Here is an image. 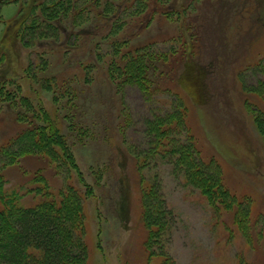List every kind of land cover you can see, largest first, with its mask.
<instances>
[{
  "label": "rangeland",
  "instance_id": "rangeland-1",
  "mask_svg": "<svg viewBox=\"0 0 264 264\" xmlns=\"http://www.w3.org/2000/svg\"><path fill=\"white\" fill-rule=\"evenodd\" d=\"M50 2L0 0V50L11 48L0 53V146L43 126L44 109L72 161L52 157L53 137L14 145L0 209L13 191L31 205L45 186L52 200L69 186L85 264H264V138L251 105L264 98V0H80L81 14H53L57 32L40 12ZM35 18L26 46L16 28ZM113 40L143 49L147 90L110 79ZM148 211L166 226L150 242Z\"/></svg>",
  "mask_w": 264,
  "mask_h": 264
},
{
  "label": "trees",
  "instance_id": "trees-1",
  "mask_svg": "<svg viewBox=\"0 0 264 264\" xmlns=\"http://www.w3.org/2000/svg\"><path fill=\"white\" fill-rule=\"evenodd\" d=\"M79 1L80 0H51L49 5H42L40 7V12L47 13L46 11H49L47 15H50L49 18L46 19L49 22L47 27L54 32L58 31V26L55 22H52V20L56 19L53 18V14L56 15V13L61 11L68 14L72 9L74 13L75 11H80L78 14H81L84 9L78 8L80 4ZM81 1L83 2V0ZM56 21L58 22V20ZM38 22L37 18L33 19L32 23L28 26H24L27 28L26 31L24 30L21 32L19 30L21 25L16 28L18 33L17 36H19L20 33L22 35L24 32L27 37H29L30 44L26 46H30L34 43L33 40L35 39V36L33 33H36V30L38 29V24H36ZM113 27L114 28H112L113 31L111 34H115L120 31V27H116V25H113ZM74 35L75 37L81 36L78 34ZM7 36L8 34H6L3 39H0V46L4 43V41H6L5 38ZM45 36L46 35H43L37 38L43 39ZM47 36L49 35L47 34ZM69 39H72V37L69 36ZM34 41H36V39ZM109 43H112V54L120 55L119 59H113L109 65L108 71L110 79L114 81L117 80L118 85L128 82L131 83V85L139 87L143 91L147 90L149 84L147 83L148 79L145 72L147 71L148 64L145 61L146 54L143 49L142 51L139 48L130 49L128 45L127 47H123L124 44L119 45V41L114 40ZM10 49V47H6V49L0 50V53ZM46 63V61H42L40 65L41 69L44 68V65L46 66ZM257 65L260 66V64ZM3 84L4 82L2 83L0 81V94L4 91V87L2 86ZM203 85L205 86V82H203ZM19 87L20 85L18 88ZM262 92L263 91L261 90L257 93L260 95ZM8 102L14 105L16 101L11 98H7L3 101V103ZM20 102V105L27 111L32 109L31 104L25 96H22ZM251 105H254L253 116L255 123L264 138V98H261V104L251 103ZM177 106L180 108L181 105ZM0 108H2V105H0ZM250 110L252 111L251 108ZM39 112L43 120V126L32 127L26 124V129H24L22 134L9 141L7 144L0 146L1 169H5V167L12 163V160L16 159L17 150L14 149V145L16 147V145H19V143L23 142V140L27 141L28 139L31 140L34 145L43 147L46 145L49 146L48 144L51 145L52 141L50 142L49 138L53 137L55 143L49 146L48 149V151H50L49 153L53 155L51 156L53 158L57 157V155L60 154L58 152L62 151V158L69 161L68 163L72 161L70 155H68V153H66L63 149L65 147V143L61 139L62 136L58 135V128L55 127V124L49 119L48 113L44 109H41ZM18 113L16 115L17 119L20 117V112ZM26 149L27 147L24 146V149L20 150L18 155L27 153L25 152ZM32 149L30 148L27 151L32 152ZM55 150L59 151L56 152ZM26 155L28 156L29 154H24V157ZM185 156H191V152L185 153ZM197 172L198 171L193 172L192 175L195 180H198V178H196ZM81 182L83 183V180H81ZM199 184L202 185L201 183ZM83 185L85 188H88L87 184L83 183ZM45 188L42 190L44 192L42 195L36 197L35 200H31V205H28L25 202V196L23 194H18L15 191L11 193L9 192L11 204L14 205V207H11V209L10 207L0 209V219L4 220V227H0V264H85L87 249L83 240L84 216L81 209L82 199L81 195H79L80 193L76 192L73 187L68 186L65 194L58 191L56 194V198L58 200H52L49 196L50 193L47 192L48 189L46 190ZM151 188L152 186H150V189ZM1 192L0 205H6L7 200L5 198V191L3 190ZM69 197L74 199L75 202L69 203ZM54 201L59 202L53 207V209H49L50 203H54ZM46 204L47 206H44ZM230 205L231 204H229V206ZM146 216L147 218L145 222L148 224L147 227L150 229L148 237V242H150V239L152 240V237L160 235L161 231H163L166 226L158 221L157 223L154 222V218L150 211H148ZM154 227L156 228L154 229ZM160 264H167V260H164Z\"/></svg>",
  "mask_w": 264,
  "mask_h": 264
}]
</instances>
